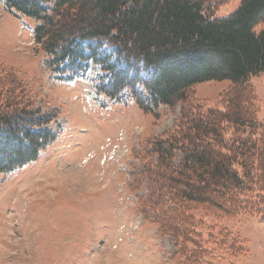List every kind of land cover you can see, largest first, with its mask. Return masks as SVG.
Masks as SVG:
<instances>
[{
  "label": "trees",
  "instance_id": "16d2710c",
  "mask_svg": "<svg viewBox=\"0 0 264 264\" xmlns=\"http://www.w3.org/2000/svg\"><path fill=\"white\" fill-rule=\"evenodd\" d=\"M0 1L13 16L37 21L33 40L59 77L97 64L105 76L93 96L102 108L132 100L157 117L162 106H187L172 129L131 151L126 186L139 192L134 206L144 221L180 244L178 264H211L209 246L217 244L241 256L243 240L227 222L264 220V122L251 83L264 76V28L256 29L264 0H241L222 17L215 12L224 0ZM224 81L230 86L214 107L203 110L191 97L197 84ZM53 121L32 105L0 100V177L56 141L47 128Z\"/></svg>",
  "mask_w": 264,
  "mask_h": 264
},
{
  "label": "rangeland",
  "instance_id": "374dc122",
  "mask_svg": "<svg viewBox=\"0 0 264 264\" xmlns=\"http://www.w3.org/2000/svg\"><path fill=\"white\" fill-rule=\"evenodd\" d=\"M240 1L224 0L216 16L228 15ZM35 24L13 16L0 1V100L54 114L47 128L57 135L36 161L0 177V264H178L180 244L144 221L134 206L139 192L126 182L131 151L146 137L172 129L186 105L162 106L157 117L132 100L102 108L93 83L105 73L91 61L71 80L50 71L33 40ZM251 83L264 122V76ZM229 86L197 84L191 97L205 110ZM227 224L243 240L241 256L212 245L211 264H264V220L240 216Z\"/></svg>",
  "mask_w": 264,
  "mask_h": 264
}]
</instances>
